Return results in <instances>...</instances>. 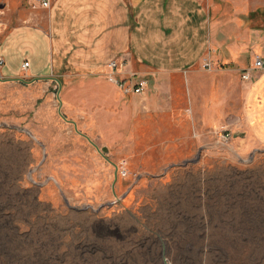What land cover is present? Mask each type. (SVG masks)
<instances>
[{
	"label": "rangeland",
	"instance_id": "rangeland-1",
	"mask_svg": "<svg viewBox=\"0 0 264 264\" xmlns=\"http://www.w3.org/2000/svg\"><path fill=\"white\" fill-rule=\"evenodd\" d=\"M30 81L0 80V264H264V142L240 122L121 146Z\"/></svg>",
	"mask_w": 264,
	"mask_h": 264
},
{
	"label": "crops",
	"instance_id": "crops-1",
	"mask_svg": "<svg viewBox=\"0 0 264 264\" xmlns=\"http://www.w3.org/2000/svg\"><path fill=\"white\" fill-rule=\"evenodd\" d=\"M262 56L264 0H0L2 76L60 81L66 112L86 99L121 146L179 121L196 133L240 122L264 142V71L242 80ZM112 61L142 95L108 81Z\"/></svg>",
	"mask_w": 264,
	"mask_h": 264
},
{
	"label": "built area",
	"instance_id": "built-area-1",
	"mask_svg": "<svg viewBox=\"0 0 264 264\" xmlns=\"http://www.w3.org/2000/svg\"><path fill=\"white\" fill-rule=\"evenodd\" d=\"M41 3L43 6L48 7L50 5V0H41ZM5 64V61L2 57H0V68ZM29 67V62H25L22 66L23 70H27ZM119 65L117 61H112L109 64V68L111 69V73L107 75L108 81H110L113 84H116L124 94H136V95H142L146 88V82L145 81H136L134 76L130 78L129 80H118L115 76V72L117 71ZM264 71V56L257 57L254 61V64L244 70V73L242 75L243 81H250L252 79V74L254 72H263ZM4 79L2 74L0 73V80ZM23 82V81H22ZM225 138L227 140L233 139V133L229 132L228 130H225Z\"/></svg>",
	"mask_w": 264,
	"mask_h": 264
},
{
	"label": "water",
	"instance_id": "water-1",
	"mask_svg": "<svg viewBox=\"0 0 264 264\" xmlns=\"http://www.w3.org/2000/svg\"><path fill=\"white\" fill-rule=\"evenodd\" d=\"M237 136H238V134H235V135H234V137H237Z\"/></svg>",
	"mask_w": 264,
	"mask_h": 264
},
{
	"label": "trees",
	"instance_id": "trees-1",
	"mask_svg": "<svg viewBox=\"0 0 264 264\" xmlns=\"http://www.w3.org/2000/svg\"><path fill=\"white\" fill-rule=\"evenodd\" d=\"M0 255H4V254H0ZM0 257H2V256H0Z\"/></svg>",
	"mask_w": 264,
	"mask_h": 264
}]
</instances>
